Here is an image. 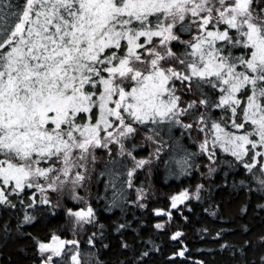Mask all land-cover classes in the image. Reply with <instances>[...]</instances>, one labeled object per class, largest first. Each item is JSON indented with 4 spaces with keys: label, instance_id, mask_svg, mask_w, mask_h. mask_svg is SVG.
I'll return each instance as SVG.
<instances>
[{
    "label": "snow or ice",
    "instance_id": "obj_1",
    "mask_svg": "<svg viewBox=\"0 0 264 264\" xmlns=\"http://www.w3.org/2000/svg\"><path fill=\"white\" fill-rule=\"evenodd\" d=\"M161 125L196 129L209 160L219 147L264 174V0H0V205L15 208L10 196L23 205L33 188L48 204L44 192L82 186L97 149L123 153L141 130L155 142ZM189 198L182 191L171 207ZM68 214L94 219L91 207ZM36 243L41 264H81L78 240Z\"/></svg>",
    "mask_w": 264,
    "mask_h": 264
},
{
    "label": "trees",
    "instance_id": "obj_2",
    "mask_svg": "<svg viewBox=\"0 0 264 264\" xmlns=\"http://www.w3.org/2000/svg\"><path fill=\"white\" fill-rule=\"evenodd\" d=\"M196 98L185 95L183 101ZM211 115L219 120L221 111L213 109ZM183 119L191 122L188 117ZM221 123L236 132L230 129V121ZM160 128V135L154 137L160 151L153 167L137 169L131 178L127 175L132 161L126 153L139 159L148 156V144L141 140L151 135L146 130L124 141L125 152L111 148L110 155L107 151L93 164L86 202L94 219L79 238L81 264H264V188L259 183L264 174L259 165L248 173L219 147L214 149L211 164L199 150L201 136L196 129ZM185 159L186 164L178 163ZM146 188L153 197L140 207L137 190ZM185 190L191 197L170 209L171 197ZM21 195L23 205L17 196L9 197L15 208L0 205V264H40L36 240L47 242L53 234L65 240L78 237L69 224V214L57 207L54 193H49L48 204L40 202L42 194L34 189ZM32 200L34 206L27 207ZM157 210L171 211V223L157 216ZM25 215L34 217L31 223L24 222ZM158 223L164 224L163 229L156 228ZM176 232L183 235L172 240ZM180 251L183 256L178 255Z\"/></svg>",
    "mask_w": 264,
    "mask_h": 264
},
{
    "label": "rangeland",
    "instance_id": "obj_3",
    "mask_svg": "<svg viewBox=\"0 0 264 264\" xmlns=\"http://www.w3.org/2000/svg\"><path fill=\"white\" fill-rule=\"evenodd\" d=\"M147 136L148 135H144L143 137H141L142 138L141 140L143 142L146 141V143L148 144V148H149L148 151H149V153H148V156H146L144 160H149L150 163L144 165L143 168H135V161L133 159V156L132 155L131 156L129 155L130 158H131V161H132V168H131V170L132 169H135V170H137V169H144L145 170V169H149V168L153 167L154 159L159 154L158 153V150L160 151V147H159L160 144H159V142H157L156 139H154L155 142H153L151 140H148L146 138ZM200 136H201V139H200V142L198 143L199 145H200V143L204 139V134L203 133H200ZM124 141H123V143H124ZM109 147H110V149L115 147V149L118 152H121L120 145H118V144H113V145H110ZM209 147L211 148V145ZM199 150H200V147H199ZM107 151L108 150H106V149H97L96 150V157H97L96 159H99L100 157H102V155L105 154V153H107ZM123 152H125V150H123ZM126 154H128V153H126ZM207 158H208V156H207ZM135 160H140V159L139 158H135ZM214 161H215V159L214 160H209V162H211V164H213ZM92 166H93V163L90 161L88 163V166H87V172L85 173V180L82 182V186H76L74 188V186L72 185V183L69 182L68 184L64 185L62 189H58L55 192H53L51 190H48V191L44 192L43 195L46 196V197L51 198L49 196V193H54L57 196L56 197V200H55V203H57V205H58L57 207L64 208V210H65V212H67V214H68V210L69 209L73 210V208H69L70 205L76 206L75 207V210H73V211L86 210L87 208H89V206L87 205V202H86L87 201L86 196L88 195V193L86 191V187H88L89 186V183L91 182V175H92V171H93ZM41 183H43V181H41ZM33 189L36 190V191H38L35 188H33ZM140 193H141V190H137L136 200H138V195H140ZM142 193H143V199L138 200L139 204H142V202L144 203L145 200L147 201V198L153 197V195H152L153 193L152 192L150 193V191L147 188H146V190H142ZM77 197L79 199H77ZM170 209H173V208L170 206ZM160 211L165 212L163 210H160ZM165 213H171V211H168V212H165ZM162 216L163 217H167L168 223L169 224L171 223V219H169V216L168 215H162ZM69 224L72 225L73 229L75 230V232H74L75 236L76 235L78 236L75 240H78L79 241V238L82 237L81 234L84 232L85 226L91 225L92 223H90V224H84V225H78L75 222V218L69 215ZM49 241H47V242H49ZM40 261H41V257H40Z\"/></svg>",
    "mask_w": 264,
    "mask_h": 264
}]
</instances>
